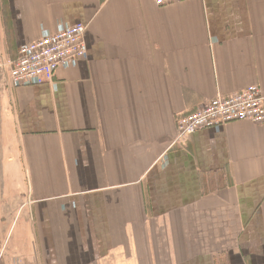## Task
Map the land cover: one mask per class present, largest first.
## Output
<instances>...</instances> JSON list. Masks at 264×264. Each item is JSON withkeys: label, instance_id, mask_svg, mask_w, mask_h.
Listing matches in <instances>:
<instances>
[{"label": "crops", "instance_id": "obj_1", "mask_svg": "<svg viewBox=\"0 0 264 264\" xmlns=\"http://www.w3.org/2000/svg\"><path fill=\"white\" fill-rule=\"evenodd\" d=\"M85 55L12 86L20 46ZM256 85L264 0H0V264H264V121L176 120Z\"/></svg>", "mask_w": 264, "mask_h": 264}, {"label": "built area", "instance_id": "obj_2", "mask_svg": "<svg viewBox=\"0 0 264 264\" xmlns=\"http://www.w3.org/2000/svg\"><path fill=\"white\" fill-rule=\"evenodd\" d=\"M181 0H152L164 6ZM85 26L59 24L53 33L42 31L37 40L19 47L17 57L9 62L8 79L12 86L44 83L53 79L60 67H68L85 55ZM264 121V103L258 86L250 85L230 95H216L197 110L176 120L174 144H183L204 127L228 122Z\"/></svg>", "mask_w": 264, "mask_h": 264}]
</instances>
